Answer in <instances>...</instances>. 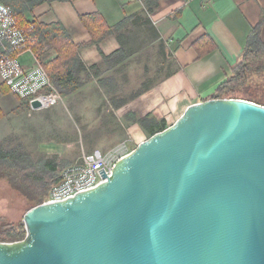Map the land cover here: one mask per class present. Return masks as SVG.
Returning <instances> with one entry per match:
<instances>
[{
  "label": "water",
  "instance_id": "water-1",
  "mask_svg": "<svg viewBox=\"0 0 264 264\" xmlns=\"http://www.w3.org/2000/svg\"><path fill=\"white\" fill-rule=\"evenodd\" d=\"M101 175L29 210L0 264H264V106L190 105Z\"/></svg>",
  "mask_w": 264,
  "mask_h": 264
},
{
  "label": "crops",
  "instance_id": "crops-1",
  "mask_svg": "<svg viewBox=\"0 0 264 264\" xmlns=\"http://www.w3.org/2000/svg\"><path fill=\"white\" fill-rule=\"evenodd\" d=\"M263 11L264 0H162L150 15L138 0H74L43 4L27 17L46 25L61 23L73 42L83 45L92 38L81 16L99 13L110 26L127 17L142 16L143 22L129 24L120 35L98 46H87L79 54L83 64L90 68L102 62V55L109 56L124 48L130 58L120 74L134 73L137 80L133 87L118 77L125 95L119 98L129 102L114 109L97 80L64 98L66 104L79 94L101 98L98 109L104 121L96 132L102 127L101 133L103 130L108 133L114 144L123 135L139 145L147 135L138 123L127 121V116H152L170 126L190 105L209 99L240 62L248 37ZM262 36L264 41V27ZM206 37L213 41L215 49L200 58L202 51L196 45ZM32 55V51H27L20 60L31 66ZM55 57V52L48 51V60ZM110 74L113 72H107L105 77ZM32 111L35 112L31 109L26 112ZM112 111L115 118L111 117Z\"/></svg>",
  "mask_w": 264,
  "mask_h": 264
},
{
  "label": "trees",
  "instance_id": "trees-1",
  "mask_svg": "<svg viewBox=\"0 0 264 264\" xmlns=\"http://www.w3.org/2000/svg\"><path fill=\"white\" fill-rule=\"evenodd\" d=\"M73 1L0 0V4L12 8L18 26L26 27L30 31L29 35L34 38V42L29 43L21 52H15L14 55L27 50L32 51L63 98L72 96L97 80L112 107L117 109L129 102L128 99L119 98V95H125L123 94L124 89L119 83L118 74H116L119 72L116 68L123 67L129 60L128 52L121 48L112 55H102V62L90 68L83 64L79 54L87 46H98L109 37L120 35L123 30L128 29L129 24L134 26L143 22V18L140 15L127 17L119 24L110 26L99 13L81 16V21L92 38L88 44L83 45L75 44L61 23L46 25L37 20H28L27 15L32 14L43 4L72 3ZM138 1L144 6L145 12L150 15L157 10L159 2L162 0ZM263 27L264 11L259 23L248 37L240 62L232 68L231 74L219 84L209 99L244 100L264 106ZM196 46L202 51L200 58L215 49L214 43L209 37L197 43ZM48 51L55 52L56 57L48 60ZM109 71H114V74L105 77ZM5 91L10 93L7 86ZM18 100L21 102L14 110L15 113L20 114L30 109L27 100ZM111 117H114L113 111ZM2 118L3 114L0 109V120ZM127 121L138 123L148 138L164 131L169 126L165 120H158L152 116L139 118L129 115ZM73 164L72 162L67 164L64 159L58 157L38 155L20 143L16 137L0 141V181H5L20 197L26 199L28 207L26 213L47 201L51 189L61 182L64 172ZM25 237L26 229L23 220L17 224L0 226V243H16L23 241Z\"/></svg>",
  "mask_w": 264,
  "mask_h": 264
},
{
  "label": "rangeland",
  "instance_id": "rangeland-1",
  "mask_svg": "<svg viewBox=\"0 0 264 264\" xmlns=\"http://www.w3.org/2000/svg\"><path fill=\"white\" fill-rule=\"evenodd\" d=\"M116 69L119 71L116 73L119 79L124 78L125 84L131 83V86H136L137 80L133 78L135 77L134 73L124 76L120 74L121 66ZM5 88L6 86L0 79V104H3L0 141L16 137L20 143L38 155L58 157L64 159L67 164L72 162L75 165L84 154L95 150L108 152L129 139L119 135L121 141L114 144L108 133H105L104 130L101 133L102 127L99 128V132H96V127L104 121L100 116L101 110L98 109V103L103 101L101 98L91 94L86 97L79 94L74 97L73 102L69 101L67 104L63 100V103L50 109L35 110L30 113L25 111L17 114L12 110L17 108L21 101L15 102V99L12 98L14 96L9 92L6 93ZM131 90L133 89L131 88ZM137 146L134 145L132 149ZM27 210L26 199L20 197L9 184L1 180L0 226L21 222Z\"/></svg>",
  "mask_w": 264,
  "mask_h": 264
},
{
  "label": "built area",
  "instance_id": "built-area-1",
  "mask_svg": "<svg viewBox=\"0 0 264 264\" xmlns=\"http://www.w3.org/2000/svg\"><path fill=\"white\" fill-rule=\"evenodd\" d=\"M29 33L26 27L18 26L12 8L0 4V79L14 97L27 100L30 109L34 101L41 103L39 110L50 109L63 103L64 98L38 57L32 55L34 62L27 66L20 56L30 50L14 55L34 42ZM133 146V139H128L108 152L95 150L84 154L80 161L64 172L61 182L51 189L45 203L64 201L104 182L102 172L110 175L115 164L134 150Z\"/></svg>",
  "mask_w": 264,
  "mask_h": 264
}]
</instances>
